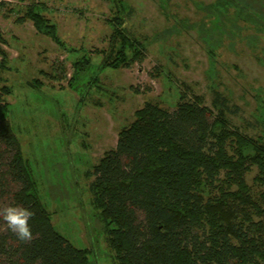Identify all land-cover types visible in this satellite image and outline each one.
I'll return each instance as SVG.
<instances>
[{"label": "trees", "instance_id": "trees-1", "mask_svg": "<svg viewBox=\"0 0 264 264\" xmlns=\"http://www.w3.org/2000/svg\"><path fill=\"white\" fill-rule=\"evenodd\" d=\"M109 1L115 7L108 19L110 44L97 52L98 69L128 68L143 59L145 46L123 26L130 7L124 0ZM199 6L214 32L252 31L248 43L254 47L264 35V0ZM16 19L30 21L37 33L66 48L39 4L26 5ZM4 44L0 31V72L8 69ZM71 66V90L78 92L77 84L84 93L99 88L97 75L85 80L89 57H77ZM39 85L32 79L28 88L35 92ZM12 88L0 87V187L4 180L15 185L11 204L34 212L33 239L20 242L0 227V264H90L89 250L72 245L52 224L4 100ZM212 91V107L180 90L172 110L146 102L120 128L115 147L87 169L90 206L112 264H264V190L255 192L245 181L255 166L254 180L264 184V133L254 138L231 128L227 115L234 106Z\"/></svg>", "mask_w": 264, "mask_h": 264}, {"label": "rangeland", "instance_id": "rangeland-1", "mask_svg": "<svg viewBox=\"0 0 264 264\" xmlns=\"http://www.w3.org/2000/svg\"><path fill=\"white\" fill-rule=\"evenodd\" d=\"M124 1L131 11L123 26L144 43L145 55L128 68L98 69L102 54L97 52L109 50L112 2L0 0L2 47L8 55L0 87H13L4 97L11 105L10 120L54 228L75 247L89 250L90 264L112 261L93 216L85 173L115 147L120 128L133 121L135 110L146 102L172 110L178 90L188 97L200 95L203 105L212 107V90H217L235 108L227 115L231 128L254 138L264 133V35L254 47L248 43L252 31L214 32L198 8L212 0ZM31 3L56 25L66 48L37 33L30 21H17ZM83 55L92 63L85 80L95 74L99 86L86 93L78 84V92L68 86L71 63ZM32 79L40 82L35 92L28 88ZM257 171L252 166L245 174L255 192L264 190L254 180ZM3 183L0 200L11 204L16 186Z\"/></svg>", "mask_w": 264, "mask_h": 264}, {"label": "clouds", "instance_id": "clouds-1", "mask_svg": "<svg viewBox=\"0 0 264 264\" xmlns=\"http://www.w3.org/2000/svg\"><path fill=\"white\" fill-rule=\"evenodd\" d=\"M34 216L30 207L5 204L0 200V227L14 234L18 241L26 243L33 239L29 220Z\"/></svg>", "mask_w": 264, "mask_h": 264}]
</instances>
